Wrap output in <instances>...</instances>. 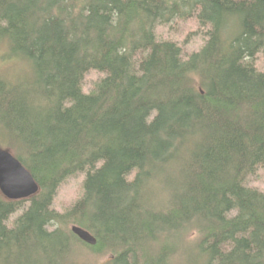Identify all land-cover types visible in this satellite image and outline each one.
Listing matches in <instances>:
<instances>
[{
  "label": "trees",
  "instance_id": "trees-1",
  "mask_svg": "<svg viewBox=\"0 0 264 264\" xmlns=\"http://www.w3.org/2000/svg\"><path fill=\"white\" fill-rule=\"evenodd\" d=\"M194 17L190 54L159 33ZM0 41L28 67L0 76V148L40 186L0 192V264H84L81 247L102 264H264V190L248 184L264 168V0H0Z\"/></svg>",
  "mask_w": 264,
  "mask_h": 264
},
{
  "label": "rangeland",
  "instance_id": "rangeland-1",
  "mask_svg": "<svg viewBox=\"0 0 264 264\" xmlns=\"http://www.w3.org/2000/svg\"><path fill=\"white\" fill-rule=\"evenodd\" d=\"M162 36L175 39L182 47L185 54H190L192 51L199 49L205 40L206 28L201 26L196 17L188 21L175 22L170 25H163L159 27V33ZM257 65L264 68V57L257 60ZM25 62L12 58L8 54V46L5 42L0 41V76L8 78L9 80H16L27 71ZM90 74V75H89ZM87 75L84 88L89 90L92 85V80L98 77L99 73L91 71ZM84 173H78L70 177L59 189L54 207L58 210L66 209L69 204L78 199L82 193V185L84 180ZM248 184L264 190V168L260 169L257 177L249 180ZM21 211L16 212L11 221L19 215ZM87 248V247H86ZM83 253L78 258L84 264H102L107 256L94 255L90 249L85 250L81 247Z\"/></svg>",
  "mask_w": 264,
  "mask_h": 264
},
{
  "label": "water",
  "instance_id": "water-1",
  "mask_svg": "<svg viewBox=\"0 0 264 264\" xmlns=\"http://www.w3.org/2000/svg\"><path fill=\"white\" fill-rule=\"evenodd\" d=\"M40 186L23 165L8 149L0 148V192L8 200L27 199L38 193ZM71 230L84 242L95 245L97 239L86 229L72 225Z\"/></svg>",
  "mask_w": 264,
  "mask_h": 264
},
{
  "label": "bare ground",
  "instance_id": "bare-ground-1",
  "mask_svg": "<svg viewBox=\"0 0 264 264\" xmlns=\"http://www.w3.org/2000/svg\"><path fill=\"white\" fill-rule=\"evenodd\" d=\"M10 137H11V135H10ZM13 138V137H12ZM20 140V139H19ZM20 144V143H19Z\"/></svg>",
  "mask_w": 264,
  "mask_h": 264
}]
</instances>
